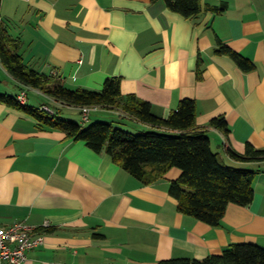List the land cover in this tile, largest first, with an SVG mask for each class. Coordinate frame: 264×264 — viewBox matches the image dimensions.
Masks as SVG:
<instances>
[{
  "label": "crops",
  "instance_id": "1",
  "mask_svg": "<svg viewBox=\"0 0 264 264\" xmlns=\"http://www.w3.org/2000/svg\"><path fill=\"white\" fill-rule=\"evenodd\" d=\"M203 7L186 18L163 0H2L0 16L30 68L71 89L101 90L107 78L119 76L124 95L150 102L163 118L181 100L194 99L197 123L209 129L223 162L258 172L253 202L230 203L221 224L212 226L179 211L169 187L180 168L145 185L108 153L63 131L40 129L34 116L0 102V228L24 222L44 236L23 264H158L205 258L236 243L264 247V160H236L226 149L244 154L250 144L264 150V0H203ZM219 41L256 68L245 72L216 53ZM0 76L18 88L0 94L34 89L47 97L34 107L61 109L1 60ZM25 103H32L28 93ZM220 115L228 134L209 127ZM136 121L138 132L156 129ZM46 223L51 232L41 231Z\"/></svg>",
  "mask_w": 264,
  "mask_h": 264
},
{
  "label": "trees",
  "instance_id": "2",
  "mask_svg": "<svg viewBox=\"0 0 264 264\" xmlns=\"http://www.w3.org/2000/svg\"><path fill=\"white\" fill-rule=\"evenodd\" d=\"M157 1V0H152ZM168 8L186 18H194L204 10L203 0H163ZM2 0H0V9ZM220 11L222 7H207ZM20 40L8 31L0 16V60L7 71L26 86L40 89L62 105L78 108L97 107L119 109L126 117L146 123L156 129L142 133L121 129L114 122L96 121L85 125L79 121L63 119L44 108L22 103L17 96L0 94V102L22 110L39 121V128L59 130L77 141H84L97 153H108L113 160L143 184H154L164 178L173 167L182 170L181 176L172 181L170 194L177 199L180 212L193 216L212 226L221 224L230 203L250 205L254 200V181L258 172L227 165L219 152L212 148L208 128L197 123V103L185 98L168 118L156 115L152 104L136 95H124L122 78H107L101 90L86 88L71 89L61 79H52L24 62L20 53ZM216 53L230 56L245 72L252 71L256 64L243 54L219 41ZM199 57L197 76L202 79L204 69ZM209 127L226 134L230 128L226 117L213 118ZM228 153L236 160H264V150L247 146L239 154L230 146ZM51 227L41 231L51 232ZM99 235V234H96ZM158 264H264V247L255 243H236L221 253L205 258H171Z\"/></svg>",
  "mask_w": 264,
  "mask_h": 264
},
{
  "label": "built area",
  "instance_id": "3",
  "mask_svg": "<svg viewBox=\"0 0 264 264\" xmlns=\"http://www.w3.org/2000/svg\"><path fill=\"white\" fill-rule=\"evenodd\" d=\"M27 93L23 91L18 100L26 102ZM44 109L49 110L47 106ZM97 107L85 106L81 108L83 119L87 122L90 113L97 110ZM50 224L46 223L45 227ZM44 243V236L35 232V228L24 222H17L9 227L0 228V264H23L28 259V250Z\"/></svg>",
  "mask_w": 264,
  "mask_h": 264
},
{
  "label": "rangeland",
  "instance_id": "4",
  "mask_svg": "<svg viewBox=\"0 0 264 264\" xmlns=\"http://www.w3.org/2000/svg\"><path fill=\"white\" fill-rule=\"evenodd\" d=\"M8 86L12 90L11 93H16L18 91V88L16 87V83L12 79H4L2 76H0V89H3L4 87H8ZM34 92H35L34 89L27 90V93L31 96V101H32V103H28V105L38 106L43 101H47V97L45 95L35 96ZM101 110L102 109H99V111L93 110L90 113V119L87 122L84 121L81 111L75 108H70L68 105H62L61 109L56 110V113L54 115H56L57 117L63 118V119H69L72 121H80L81 123H84L85 125H90L91 123L96 122V121L114 122V125H116V127H119L125 130H132L134 131L133 133H136V134L140 133L138 132L139 131L138 128H136L138 123L135 119L123 117L119 114L112 113L108 109H105L103 111ZM100 113L103 115H100ZM146 131L148 130H145V131L143 130V132H146Z\"/></svg>",
  "mask_w": 264,
  "mask_h": 264
}]
</instances>
